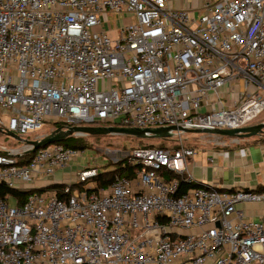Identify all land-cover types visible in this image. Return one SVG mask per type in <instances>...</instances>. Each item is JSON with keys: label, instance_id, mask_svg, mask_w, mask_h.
<instances>
[{"label": "built area", "instance_id": "2783aa9c", "mask_svg": "<svg viewBox=\"0 0 264 264\" xmlns=\"http://www.w3.org/2000/svg\"><path fill=\"white\" fill-rule=\"evenodd\" d=\"M109 12L133 18L115 38L103 27ZM263 111L264 0H0L6 132L229 129ZM47 134L0 148V183L35 189L23 203L0 198V264H264V190L200 183L182 132L177 149L132 150L142 168L108 187L99 168L78 171L83 188L66 183L64 198L37 189L81 151L30 143ZM182 181L199 186L179 193ZM240 204H262L261 219Z\"/></svg>", "mask_w": 264, "mask_h": 264}, {"label": "crops", "instance_id": "0c3cea01", "mask_svg": "<svg viewBox=\"0 0 264 264\" xmlns=\"http://www.w3.org/2000/svg\"><path fill=\"white\" fill-rule=\"evenodd\" d=\"M122 24L125 23L121 22ZM220 137L224 143L191 146L196 151L187 160L188 171L192 176L200 183L212 185L220 190H258L264 186V134L250 138ZM70 171V167L58 170L52 177V182L64 183V176ZM239 207L245 210L249 217L261 219L262 204H240ZM206 264L214 262L208 261Z\"/></svg>", "mask_w": 264, "mask_h": 264}, {"label": "rangeland", "instance_id": "374dc122", "mask_svg": "<svg viewBox=\"0 0 264 264\" xmlns=\"http://www.w3.org/2000/svg\"><path fill=\"white\" fill-rule=\"evenodd\" d=\"M133 18L124 14V13H106L103 19V27L109 30L111 37L115 38L117 36V29L121 26V22L125 24L132 23ZM101 26H96L95 30L100 31ZM119 122V119H117ZM264 122V111L252 122L251 124H258ZM59 125H54L48 123V126L44 130H39L35 133H28L25 137H22L23 140L16 139L5 132L0 131V148H16L21 147L24 144V140H31L35 134H45L51 133L53 130L57 129ZM183 143L189 146H202L207 144L212 146L215 143L221 141V137L217 135H208L195 132H182ZM83 137L86 143L89 145L88 148L81 151L77 157L71 162V171L64 176V183L71 184L79 181L77 173L85 168H99L101 172L113 169L116 167V162L130 156L131 149L135 146H139L140 142L138 139H135L128 135L122 134H106V135H75ZM144 145H147L148 142H153L158 145L163 143L165 145H170L172 143L168 141L161 140L159 138H145L142 139ZM219 144V143H218ZM71 174V176H70ZM52 177L47 181L43 182V186L48 185L52 182ZM40 185V182L38 183ZM11 204H13L11 202Z\"/></svg>", "mask_w": 264, "mask_h": 264}, {"label": "water", "instance_id": "95a60500", "mask_svg": "<svg viewBox=\"0 0 264 264\" xmlns=\"http://www.w3.org/2000/svg\"><path fill=\"white\" fill-rule=\"evenodd\" d=\"M1 132H5L8 135L23 140L20 136L14 132H6L0 128ZM178 132H195L202 134H212L217 136L232 137V138H250L257 135L264 134V122L258 124H251L240 128L229 129H188L181 126L170 125L160 127H125V126H59L51 133L47 134L41 140H34L30 143L34 144L35 149L45 147L51 143L65 141L68 137L73 135H106V134H122L128 136H134L137 138H159L168 139L173 138ZM34 150V149H32ZM208 187H212L209 184L203 183ZM34 191L35 189L32 188Z\"/></svg>", "mask_w": 264, "mask_h": 264}, {"label": "trees", "instance_id": "16d2710c", "mask_svg": "<svg viewBox=\"0 0 264 264\" xmlns=\"http://www.w3.org/2000/svg\"><path fill=\"white\" fill-rule=\"evenodd\" d=\"M60 126V124H58ZM135 139H138L140 142L139 146H135L131 149L134 150L136 148L139 147H154V146H159V147H169L172 149H177L180 146V143L174 139V138H168V139H161L164 141H168L172 144L170 145H165L163 143H160L158 145L154 144L153 142H148L147 145H144L142 138H137L134 136H131ZM59 143L64 144L66 147H70L73 148L75 150H80L83 151L86 148H88V144L86 143L85 139L83 137H77L75 135L68 137L65 141H61ZM188 146V145H187ZM130 156L116 162V167H114L113 169H108L105 170L103 172H101L97 177H95V181H97V184L99 187H108L113 180L115 179L116 176H125V177H134L137 173V171H139L142 168V165L140 164H133L129 161ZM24 163V162H22ZM175 175L170 173L168 174V178H172ZM66 183H50L42 188H39L37 190H43L46 188L49 189H55L59 192V197H66L67 195L64 193V187H65ZM83 183L81 182H74L72 183V188H83ZM199 186L196 183H189L186 181H182L181 182V187L179 190V193H184L186 192L189 188L191 187H196ZM258 190H264V186L260 187ZM33 190L29 189V190H21V189H14V188H10L9 186L0 183V198L2 199H8V197H18L19 198V202L23 203L26 196L31 193Z\"/></svg>", "mask_w": 264, "mask_h": 264}]
</instances>
